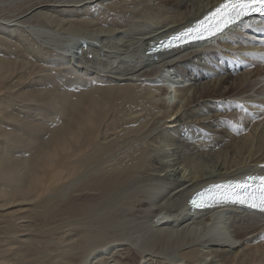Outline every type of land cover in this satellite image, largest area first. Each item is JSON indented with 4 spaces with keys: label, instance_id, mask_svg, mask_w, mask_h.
Returning a JSON list of instances; mask_svg holds the SVG:
<instances>
[{
    "label": "bare ground",
    "instance_id": "bare-ground-1",
    "mask_svg": "<svg viewBox=\"0 0 264 264\" xmlns=\"http://www.w3.org/2000/svg\"><path fill=\"white\" fill-rule=\"evenodd\" d=\"M104 1L37 0L0 17V218L15 221L22 231L17 239L25 241L31 207L56 194L64 198L78 185L91 198L80 208L93 221L118 214L119 232L91 235L75 224L60 257L82 241L84 264H152L167 257L174 264H264V214L230 203L186 205L210 182L264 174V16L153 53L147 52L152 43L223 0H137L143 17L130 18L126 27L97 23L87 13L92 3L109 5ZM53 61L67 66L72 84L88 78L109 85L91 89L82 82L86 90L72 98L64 87L66 93L10 86L26 69ZM145 82L144 98L132 99ZM33 100L63 112V121L50 129L14 111L15 101ZM16 144L31 154L14 152ZM109 236L116 237L104 245Z\"/></svg>",
    "mask_w": 264,
    "mask_h": 264
},
{
    "label": "rangeland",
    "instance_id": "rangeland-1",
    "mask_svg": "<svg viewBox=\"0 0 264 264\" xmlns=\"http://www.w3.org/2000/svg\"><path fill=\"white\" fill-rule=\"evenodd\" d=\"M35 1H37V0H14V1L13 0H0V17H8V16L10 17L14 13H16L19 9L23 10V8H25V9L28 8V6H31L32 2L34 3ZM41 1L43 3H45V2L50 1V0H41ZM6 4H7V6H5ZM107 4H109V5H107ZM24 5H26V6H24ZM91 5H93V6H91ZM103 5H107V6H105V8L104 7L102 8V5H99V7H98V4L92 3L88 7L87 13H89L91 15V17H93V18L96 17L95 19L97 20L96 21L97 23H103V24H106L109 26L110 25H116V26L126 27L129 24L130 18H131V20H135L136 18L139 19V18L143 17L142 14L139 13L140 4L137 0H106L103 2ZM110 6H112V7H110ZM5 8H7V9H5ZM21 10H19L18 12H20ZM118 13H120V14H118ZM1 14L2 15L4 14L5 16H2ZM7 14H10V15H7ZM55 15L56 16L60 15L59 17H61V14L55 13ZM126 16H129V18L128 17L126 18ZM124 18L126 20H124ZM37 20H41V18L37 19ZM37 20H35V21H37ZM125 21L126 22L128 21V22L126 23ZM13 45H14V47H12ZM13 45L11 47L14 51L16 44L13 43ZM43 51L49 57L55 56V52H53L49 49L44 48ZM15 54H16L15 51H14V53L12 52L11 53L12 57H14ZM27 57H28L27 59H29V61H31L33 63V61H32L33 58H31L32 56L28 55ZM56 63H58V62L53 61V62H49L48 64H45V67L41 66V68L43 70L42 73L39 71V69H41L39 66L35 67L33 69H29V70L26 69L25 70V72H26L25 76L26 77H22V74H18L17 77H15L16 79L18 78V80H16L14 78L15 81L14 82L12 81L10 86L12 88L15 87L14 89H17L18 87H21L22 84L23 85L26 84L28 86V88L34 87L36 89V87L37 88L39 87V89L40 88H41V90L47 89V91H49L51 87H52L51 89H54L53 91H59V90L64 91L67 88V90H65V91L69 95H71V98H72L73 96H75L74 94L82 92V89H83V83L82 82H84V83L88 82V85L91 87V89L97 88L98 85H100V86H98V88L103 87V85L106 87V85L108 84L105 81H100V80H96V79H89L88 80V78H85V80H87V81H82L81 83L79 81L78 83H76L79 85H76L74 83L72 84V82H70L69 78L70 77L72 78L74 75L66 69L67 66L61 65V64L59 65V63L58 64H56ZM63 69H66V70H63ZM65 72L68 73L69 75L66 74ZM173 74H176V73H173ZM35 75H37V76H35ZM67 75L68 76L71 75V76L67 77ZM77 77L79 78V76H77ZM38 78H39V80H37ZM66 78H67V80H66ZM79 80H84V79L81 77ZM36 81H38V82H36ZM26 82H28V83H26ZM50 83H51V85H49ZM95 84H96V86H95ZM140 84L143 85V86L140 85L142 88L138 87L137 88L138 92H137V90H136V92L133 91V95H131L132 99L140 100V99L144 98V96H143L144 93H147L148 88L145 87V86H147V83L145 82V83H140ZM144 84H146V85H144ZM19 85H21V86H19ZM53 85H55V87L57 85L58 87L55 88V87H53ZM156 85L159 86L160 84H156ZM27 86L24 85L25 88H27ZM73 86H76V87H73ZM68 88H70V89H68ZM140 89H142V90H140ZM83 90H86V87ZM128 94H130V93H128ZM149 104L152 106L153 102L150 101ZM14 105H16V106H14L13 109H15L14 111H16V113H18L19 116H22L25 119L28 118L29 120L33 119L36 121H43V123L46 122L48 124V125L45 124L46 127L50 128V129L52 127L53 128L57 127L61 123V121H63V117H64L62 115L63 112L60 113L59 110H56V111L51 110L52 108L48 104V102H46L44 104V103H38V101H36V100L30 101V102L15 101ZM21 108L24 110V112ZM41 108H43V109H41ZM35 111L38 112V115L36 113H34ZM9 123H10L9 126L12 127L13 126L12 122H9ZM48 131H49V129H48ZM45 133H48V132L45 131ZM47 136H48V134L43 135L44 138ZM19 147H21V144H16L14 146L15 149H12V150L14 152L22 151V153L24 155L29 153V152L31 154V150L29 151L28 149H23V148H19ZM77 173L79 174V172H77ZM77 182H78V184L83 183V182L80 183V181H77ZM78 187H79L78 185L70 186L69 189H67L68 192H66L64 198H61L59 194H56L55 196L47 198V200H49L48 204L45 205L44 202H42L41 205H37L36 207H34V206L31 207L32 210L30 212L29 225L27 226L28 230L24 231V233H27V235H28V236L27 235L25 236V238H26L25 241H22V240L19 241L17 239L18 234L22 231H20V228L18 227V225L16 224L15 221H13L9 217L0 218V222H1L0 223V260L4 259V258L8 260V261H2L1 260L0 263L1 264H3V263H8V264H42V263L43 264H66L68 262L67 264H84L85 262L83 263L79 260L80 255L83 252V248H80L81 250H79V245L82 243V241L74 242L73 246H72V247H74V249H72L71 251L64 252V255L62 257H60L59 253H57L58 249L61 247V245L65 244L64 239L66 237L65 235H66L68 227H69V229H71V227H74L76 224V225L81 227V229L78 232H80V233L88 232L91 235H110L113 233H118L119 232V230L117 229L118 227H115L118 224L116 225L114 223L116 221V219L118 218V216H117L118 214L117 215L116 214L111 215V218H108V220L105 222L93 221L92 214L89 211H83L80 208L84 204L91 202V198L88 195H86L85 192L79 193V191H77ZM73 194L75 196H73ZM110 202H112V201H110ZM44 206H45V208H44ZM112 226H114V227H112ZM113 228H116V229L113 230ZM80 233H78V234H80ZM113 237H116V236H112V237L109 236V238H107L104 241V245H105V243L109 242V240ZM2 246H3V249H2ZM9 246H13L14 248H12L9 251L8 250L10 248ZM92 246H93V244H89L88 248H90ZM76 247L78 248V250L76 249ZM21 253H22V255H21ZM53 254L54 255L56 254V260L57 261L54 259L56 262L55 261L52 262V259L55 258V256L50 260V258ZM128 254H129L130 258L132 257L131 259L133 260L134 263L138 260V257L133 254V251L130 250V252ZM163 257H165V256L162 255V258ZM20 258H22V259H20ZM167 258H169V257H167ZM167 258H163L162 261L157 260V262H154L152 264H174L175 259L173 257H170L169 259H167Z\"/></svg>",
    "mask_w": 264,
    "mask_h": 264
},
{
    "label": "snow or ice",
    "instance_id": "snow-or-ice-1",
    "mask_svg": "<svg viewBox=\"0 0 264 264\" xmlns=\"http://www.w3.org/2000/svg\"><path fill=\"white\" fill-rule=\"evenodd\" d=\"M254 13L264 14V0H223L202 20L161 40L160 45L170 49L178 46V43L219 36ZM189 203L192 207L200 208L216 204H240L264 214V175L248 176L245 181L212 185L195 193Z\"/></svg>",
    "mask_w": 264,
    "mask_h": 264
}]
</instances>
